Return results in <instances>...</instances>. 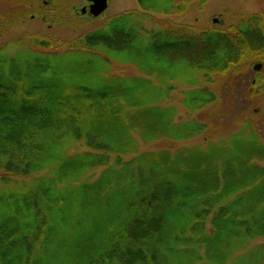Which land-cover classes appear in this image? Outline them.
Wrapping results in <instances>:
<instances>
[{
  "label": "trees",
  "instance_id": "1",
  "mask_svg": "<svg viewBox=\"0 0 264 264\" xmlns=\"http://www.w3.org/2000/svg\"><path fill=\"white\" fill-rule=\"evenodd\" d=\"M209 1L135 0L138 12L60 52L0 50V264H264V244L247 250L264 240V141L249 124L205 147L138 152L207 129L162 105L177 84L192 87L180 105L203 112L216 95L199 80L264 55L258 14L197 33L154 18ZM251 87L264 95V74Z\"/></svg>",
  "mask_w": 264,
  "mask_h": 264
},
{
  "label": "rangeland",
  "instance_id": "2",
  "mask_svg": "<svg viewBox=\"0 0 264 264\" xmlns=\"http://www.w3.org/2000/svg\"><path fill=\"white\" fill-rule=\"evenodd\" d=\"M87 5L86 0H0V50L13 53L14 45L17 44L18 50L30 47L39 52H60L67 46V42L103 26L111 16L139 11L135 0H107L106 10L96 19H90L77 13ZM253 14L260 15L264 25V0H210L200 11L197 10L196 4L192 3L180 16L154 18L158 20L157 25L168 20L173 24L188 26L192 32L197 33L205 30L232 29ZM145 24L148 28L156 27L151 21ZM32 37L46 39L50 45L40 49L29 46L27 42ZM24 39L26 42H22ZM256 65H260V69L253 71L252 68ZM108 74L142 76L134 67L119 64H112ZM262 74L264 55L250 57L246 63L239 64L226 75L213 76L211 84L199 80L198 87L212 91L216 100L205 111L195 113H188L180 105L181 92L192 87L177 84L175 91L162 105L176 109V121L194 120L207 129L198 137L183 142H169L165 139L147 144L139 142L138 152L175 150L200 145L205 147L208 143L214 144L239 132L245 124H249L256 131L260 141H264V95L253 98L250 93L251 89L255 88L251 87L254 78ZM151 80L156 82V77ZM254 163L264 168V159ZM257 244H264V240L252 242L247 250Z\"/></svg>",
  "mask_w": 264,
  "mask_h": 264
},
{
  "label": "water",
  "instance_id": "3",
  "mask_svg": "<svg viewBox=\"0 0 264 264\" xmlns=\"http://www.w3.org/2000/svg\"><path fill=\"white\" fill-rule=\"evenodd\" d=\"M89 4L79 10L80 15H87L91 19L99 17L107 7V0H86ZM260 65L253 67L254 71H258Z\"/></svg>",
  "mask_w": 264,
  "mask_h": 264
},
{
  "label": "flooded vegetation",
  "instance_id": "4",
  "mask_svg": "<svg viewBox=\"0 0 264 264\" xmlns=\"http://www.w3.org/2000/svg\"><path fill=\"white\" fill-rule=\"evenodd\" d=\"M89 4V3H88Z\"/></svg>",
  "mask_w": 264,
  "mask_h": 264
}]
</instances>
